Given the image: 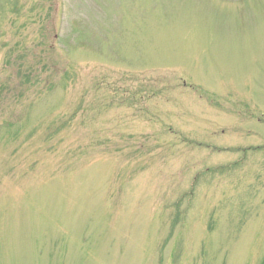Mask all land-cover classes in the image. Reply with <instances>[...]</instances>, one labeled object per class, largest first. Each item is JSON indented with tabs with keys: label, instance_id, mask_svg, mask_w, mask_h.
I'll return each instance as SVG.
<instances>
[{
	"label": "rangeland",
	"instance_id": "1",
	"mask_svg": "<svg viewBox=\"0 0 264 264\" xmlns=\"http://www.w3.org/2000/svg\"><path fill=\"white\" fill-rule=\"evenodd\" d=\"M0 264H264V0H0Z\"/></svg>",
	"mask_w": 264,
	"mask_h": 264
}]
</instances>
